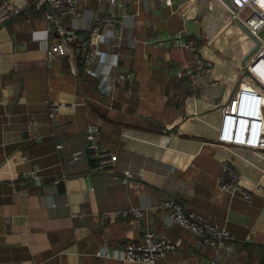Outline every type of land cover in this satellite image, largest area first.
Wrapping results in <instances>:
<instances>
[{"label":"crops","instance_id":"crops-1","mask_svg":"<svg viewBox=\"0 0 264 264\" xmlns=\"http://www.w3.org/2000/svg\"><path fill=\"white\" fill-rule=\"evenodd\" d=\"M116 1L126 10L108 0H78L81 16L61 18L63 27L77 32L71 50L80 68L94 18L125 14L115 26L123 45L113 47L104 38L97 48L114 55L115 71H127L132 81L106 96L97 92L95 77L74 76L64 57L43 51L46 22L29 1L0 0V264H143L96 252L140 242L146 230L180 241L154 264H261L264 200L245 202L217 184L228 159L248 185H264V148L218 134L224 80L231 79V92L241 67L212 45L230 42L238 44L242 59L248 54L247 35L230 18V9L245 0H228L227 7L216 0ZM188 36L197 38L200 53L213 65L192 86L170 73L188 62L174 46ZM133 37L137 42L129 46ZM49 101L71 103L73 109L49 119ZM87 123L97 125L99 144L113 154L111 168L90 170ZM123 170L133 174L126 183L115 177ZM23 174L36 176L38 185L19 178ZM55 179L60 182L52 186ZM171 193L185 209L231 234L233 251L198 246L199 237L170 221L158 204ZM129 206L141 208L143 216H100Z\"/></svg>","mask_w":264,"mask_h":264},{"label":"built area","instance_id":"built-area-1","mask_svg":"<svg viewBox=\"0 0 264 264\" xmlns=\"http://www.w3.org/2000/svg\"><path fill=\"white\" fill-rule=\"evenodd\" d=\"M28 1L30 7L34 11L40 12L41 17L46 22L42 39L44 43L43 51L47 54L52 53L64 57L70 74L76 76L80 72L95 77L98 80L97 92L99 94L108 96L118 85L123 89H127L132 81L130 73L115 71L118 65L114 55H112V58L109 53L102 52L97 48L98 42L104 38H107L108 44L113 41V47L118 48L123 45L120 41L121 38L116 36L115 26L121 24L125 14H122L120 18L115 14L94 18V21L87 28L90 40L82 58V67L78 68L71 50V45L76 41L77 32L72 28L67 29L61 25V18L64 15H69L72 18L81 16L78 9V0ZM108 1L112 6L117 3L116 0ZM216 1L227 7L225 0ZM164 3L170 5L171 1L164 0ZM117 4V6L126 10L127 7L122 2ZM18 11L19 9H14L15 13ZM230 13L249 34L254 36L258 46L247 57L239 71L238 82L241 83L243 80L244 84L239 85V83L235 87L236 90L232 89L230 92L231 79L226 78L224 80L227 87L222 97L226 100V106L221 108L222 115L218 124V134L223 140L264 148V38L261 36V33L264 32V0H245L243 4L231 8ZM27 20L30 21L31 19ZM51 36H55L52 41ZM115 39L116 41H114ZM176 40L174 46L186 53L188 62L170 68V73L178 79L186 78L190 81L188 85L192 86L196 80L206 77L212 67L200 53L196 37L188 36L181 41ZM136 42V38L133 37L129 46L135 45ZM254 45L253 42V47ZM237 90L243 92L237 93ZM72 109L73 105L71 103L49 101L47 102L46 114L49 119H53L57 113ZM97 137V125L87 123L85 125L86 157L90 161L92 172L104 171L111 168L115 163L113 154L99 144ZM60 147V144L56 146V148ZM77 158V156H74L72 160ZM115 177H119L123 183H126L133 177V174L129 170H123L117 171ZM19 178H31L38 185L36 176L23 174ZM217 180L220 190L230 195H237L245 202H251L255 197L264 200V185L257 183L248 185L237 172L235 165L228 159L222 161ZM59 182L60 179L53 180L52 186H56ZM89 189L92 190L91 187ZM172 194L158 204L159 208L166 211L169 220L199 237L198 246L206 245L216 252L229 255L235 247L234 237L224 228L217 227L212 222L185 209L183 204L174 198ZM100 216L103 220L128 217L139 219L143 216V211L139 207L129 206L104 210L100 213ZM179 246L180 241L171 242L158 237L151 230H146L140 242L125 241L119 249L112 251L102 249L96 252V255L115 257L130 263L154 264L160 253L174 250ZM261 264H264V255Z\"/></svg>","mask_w":264,"mask_h":264},{"label":"rangeland","instance_id":"rangeland-1","mask_svg":"<svg viewBox=\"0 0 264 264\" xmlns=\"http://www.w3.org/2000/svg\"><path fill=\"white\" fill-rule=\"evenodd\" d=\"M210 21L211 20L209 18L207 20V23H209ZM261 36L264 38V32L261 33ZM246 43H247V45H244V47L249 48V50L251 48H253V42L247 36H246ZM212 47L215 48V49L219 48L220 51H222L221 53L225 54L224 57L226 59H228V60H232L238 67H242L243 66V64L241 62L242 53L238 49V44L231 45L230 42H225L221 47H217V45L214 43V45H212ZM249 50L247 51V53H249ZM207 61L210 63L211 67L213 68V65H212L211 61L208 60V59H207Z\"/></svg>","mask_w":264,"mask_h":264},{"label":"water","instance_id":"water-1","mask_svg":"<svg viewBox=\"0 0 264 264\" xmlns=\"http://www.w3.org/2000/svg\"><path fill=\"white\" fill-rule=\"evenodd\" d=\"M225 2L228 3V0H225ZM231 21L234 22V24L240 28L246 35L247 37L254 42V47L249 51V53L242 59V63L247 59V57L256 49V47L258 46V43L256 42L255 38L253 35L249 34L248 31L238 22L236 21L233 17H231Z\"/></svg>","mask_w":264,"mask_h":264}]
</instances>
